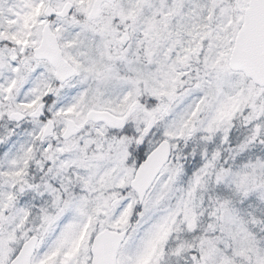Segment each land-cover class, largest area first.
Returning <instances> with one entry per match:
<instances>
[{"label": "rangeland", "instance_id": "1", "mask_svg": "<svg viewBox=\"0 0 264 264\" xmlns=\"http://www.w3.org/2000/svg\"><path fill=\"white\" fill-rule=\"evenodd\" d=\"M70 1L51 27L76 73L55 86L32 55L46 0H0V264L30 233L31 264H87L95 231L129 222L118 264H264V87L228 67L246 0H112L91 19L93 0ZM46 96L57 132L70 116L78 134L19 119ZM143 96L157 101L146 112ZM91 107L128 129L86 122ZM142 129L172 155L132 219L128 139Z\"/></svg>", "mask_w": 264, "mask_h": 264}, {"label": "water", "instance_id": "2", "mask_svg": "<svg viewBox=\"0 0 264 264\" xmlns=\"http://www.w3.org/2000/svg\"><path fill=\"white\" fill-rule=\"evenodd\" d=\"M103 0H93L88 17L96 15ZM73 9L70 0H66L57 10L52 0H47L43 13L48 19L42 25L39 44L33 47L35 58H44L54 68V76L60 83L65 82L76 73V67L63 54L56 34L51 28V17L67 16ZM228 66L235 71H241L244 76L255 84L264 86V0H248L243 11L242 23L238 27L234 42L228 57ZM46 102L42 100L31 111V116L41 115ZM23 116H19L21 119ZM85 119L92 122H102L107 127L117 128L124 124L125 115H117L108 109L89 108ZM64 128L59 133L62 139H68L79 130V125L70 116H64ZM55 124L47 118L41 131L42 136L55 134ZM171 143L168 139L159 140L137 164L130 180V186L135 191L138 204H142L146 192L159 174L161 168L171 156ZM131 224L121 230L104 227L94 236L90 246V264H117V253L121 242L127 235ZM38 240L37 234L28 236L19 246L16 254L8 264H31V256Z\"/></svg>", "mask_w": 264, "mask_h": 264}, {"label": "trees", "instance_id": "3", "mask_svg": "<svg viewBox=\"0 0 264 264\" xmlns=\"http://www.w3.org/2000/svg\"><path fill=\"white\" fill-rule=\"evenodd\" d=\"M54 83H55V86L57 84H59L56 80H54ZM142 98H144L143 102H141L139 104V106H138V109L141 112H146L149 108H152V107H154L157 104L156 99L153 98V97L143 96ZM44 99L48 103L49 97L46 96ZM5 117H6V114H3L2 118L0 119V129H2L1 125H2V121H3V119ZM25 117H30L31 118L29 113H27ZM47 117H48V112L46 111V109H44L42 115L38 116V118H40L42 120H44ZM128 125L129 124H128V121H127V123H125V125L122 128H119L118 130L117 129H114V130H117L116 132L122 131V130L125 132V129H128ZM130 132H129V134H130ZM145 135H147L146 131H145V129H142L140 133L139 132L138 133H131V140L128 139V142H130V143H128V151H129L128 154L131 157L134 165H136L144 157L145 153L149 149L150 143H148V140H147L148 137L146 138V140L144 139ZM225 157H226V153H225V156L221 158V160H225L224 159ZM208 193H209V190L207 192V195H208ZM203 194L204 193L202 192V194H201L202 199H203ZM138 211H139V206L136 205L135 208H134L132 219L136 218V215H137ZM237 259L238 260H243V258H241V257H239Z\"/></svg>", "mask_w": 264, "mask_h": 264}, {"label": "flooded vegetation", "instance_id": "4", "mask_svg": "<svg viewBox=\"0 0 264 264\" xmlns=\"http://www.w3.org/2000/svg\"><path fill=\"white\" fill-rule=\"evenodd\" d=\"M63 2V0H54V2ZM56 17V16H55ZM102 228V227H101ZM99 230V229H98ZM98 230H96L95 232H97ZM95 234V233H94ZM93 234V235H94ZM93 235H92V237H93ZM92 237H91V240H90V244H91V241H92ZM17 251V250H16ZM16 253V252H15ZM14 253V254H15ZM86 254H87V252H85L84 253V256H83V259L85 260V262L87 261V264H89V261H90V259H91V252H90V246H89V256H88V258H86ZM11 259V258H10ZM9 259V260H10ZM9 260H8V262H9ZM8 262H7V264H8Z\"/></svg>", "mask_w": 264, "mask_h": 264}]
</instances>
